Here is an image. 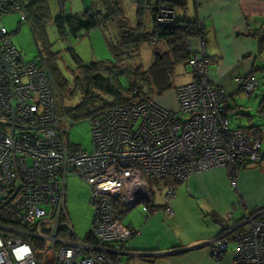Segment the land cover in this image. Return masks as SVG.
<instances>
[{
	"label": "built area",
	"instance_id": "1",
	"mask_svg": "<svg viewBox=\"0 0 264 264\" xmlns=\"http://www.w3.org/2000/svg\"><path fill=\"white\" fill-rule=\"evenodd\" d=\"M9 13L26 21L17 0H0V264H43L44 253H52L51 264H123L127 243L138 231L115 217V203L121 208L143 203L147 213L150 180L184 182L222 167L234 181L245 166L264 163L262 141L230 127L227 98L208 79L202 24L197 49L189 47L193 79L174 89L177 109L143 99L101 110L86 118L88 152L68 140L72 122L60 115L44 60L26 61L13 44L2 24ZM156 19L170 24L175 16L164 7ZM239 81L246 94L258 87L252 73ZM72 172L89 186L95 210L82 239L64 207ZM173 195L168 188L164 197ZM165 211L173 214L168 206ZM263 213H251L224 228L209 244L211 256L218 260L235 242L236 264H264Z\"/></svg>",
	"mask_w": 264,
	"mask_h": 264
},
{
	"label": "crops",
	"instance_id": "2",
	"mask_svg": "<svg viewBox=\"0 0 264 264\" xmlns=\"http://www.w3.org/2000/svg\"><path fill=\"white\" fill-rule=\"evenodd\" d=\"M80 1L86 6L85 0ZM181 2L184 3L181 7L186 10L187 0ZM189 2L191 9L183 16L187 20L189 17V20L198 21L204 28L205 53L210 60L208 79L222 88L227 98V116L233 114V110L240 112L238 114L246 117L249 124L237 127L244 129L253 139H260L264 146V123H255L252 115L247 114L250 113L248 107L238 104L235 99L243 93L239 79L250 73L257 81L259 75L264 76V0ZM191 41L190 48L195 51L196 44ZM192 79L190 71L181 84ZM261 96L257 114H262L259 104L264 92ZM156 102L172 111L177 109L174 91L171 97L166 95ZM253 165L239 170L234 181L225 168L216 167L173 184L174 195L169 199L164 197L168 188L163 189L160 195L153 193L148 203L150 216L145 215V220L139 223H126L138 233L128 241L129 254L122 256V260H126L125 264H137L131 262L137 259L149 264H236L235 249L230 244L218 260L211 256L209 244L224 228L241 220L234 218L236 212L231 213L236 203L244 206L242 199H249L248 207L254 210L264 207V163ZM166 206L172 209L173 214L165 211Z\"/></svg>",
	"mask_w": 264,
	"mask_h": 264
},
{
	"label": "trees",
	"instance_id": "3",
	"mask_svg": "<svg viewBox=\"0 0 264 264\" xmlns=\"http://www.w3.org/2000/svg\"><path fill=\"white\" fill-rule=\"evenodd\" d=\"M17 1L23 6L26 22L35 40L43 44L47 41L45 26L48 21L54 24L60 38H76L80 33H87L93 29H100L101 32L109 34V29H114L117 38L114 37L115 40L110 38L108 45L116 60L120 57L129 58L143 41L152 38L165 40L168 49L166 52H159L152 68L146 73H141L139 70L133 73V76L141 78L149 85L150 91H155L159 95L172 87L170 79L173 77L176 65L183 61L188 62L191 54L190 41L203 34L198 21L175 18V21L168 25L157 21L160 9L168 7L174 10L177 6H184L180 0H132L137 16L135 26L128 24L123 0H92L91 5L80 13L68 16L61 13L55 17L51 15L49 0H32L28 3L23 0ZM146 12H149L153 19L151 35L144 33L143 30L142 22ZM73 57L76 62V74L71 87L58 69L43 58L49 69L58 100L62 104V112L69 120L86 119L101 110L133 103L136 98L135 103L148 99L136 83L130 82L126 89L121 86L119 76L126 71L122 70L119 64L109 65L103 61L84 64L74 54ZM77 92L80 96L79 102L75 106L64 107L63 97L70 100ZM259 111L260 113L264 111V98L259 104ZM173 184H177V181L171 177L152 181L151 196L154 195L153 187L156 186V192L160 195L163 189L171 188ZM133 206L119 209L116 205V210H119V216H122ZM261 216L264 218V213Z\"/></svg>",
	"mask_w": 264,
	"mask_h": 264
},
{
	"label": "rangeland",
	"instance_id": "4",
	"mask_svg": "<svg viewBox=\"0 0 264 264\" xmlns=\"http://www.w3.org/2000/svg\"><path fill=\"white\" fill-rule=\"evenodd\" d=\"M25 3H28L32 0H23ZM124 8L126 11V18L128 24L135 26L137 23V16L135 13V5L132 0H123ZM182 1V0H180ZM186 10H183L181 6H177L174 11L176 17L179 19H185L183 15L187 12L188 9H191L190 2L187 0ZM92 3V0H85V5L79 0L78 2H73V0H50L49 7L52 17L58 16L64 13V16L74 15L76 12L84 11L85 7H89ZM89 5V6H87ZM190 14V13H189ZM190 18L188 17V20ZM143 30L144 33L151 35L153 30V19L149 12H146L143 17ZM2 24L10 33L11 40L13 44L20 50L24 59L26 61L35 60L37 58H45L47 61L51 62L59 71L61 76L66 80L69 87L72 86L74 75L76 74V62L73 57V54L77 56L82 63L89 64L94 61H103L109 65H120V68L125 72L119 76V82L121 86L126 89L129 87L130 82L136 83L137 86L141 89L145 97L151 100H158L164 98L166 95L171 97L176 85L182 83L189 76L191 71L190 66L185 63V61L176 65L174 74L171 81L172 87L169 88L162 95L157 94L155 91H150L149 85L145 81H142L141 78L133 76V73L136 70H139L141 73L148 72L152 66L155 64L156 54L155 52H166L168 49L167 43L165 40L157 39L154 43H151L149 40L141 42L135 52L129 57H120L118 60L114 58L112 52L109 50L110 38L114 39L116 33L114 29H109L108 32H101L100 29H93L87 33L82 32L76 38L74 37H65L60 38L58 35L54 24L51 21H48L45 26V32L47 41L45 44L36 41L29 24L26 21H20V15L18 13H9L2 17ZM115 37V38H114ZM195 42V48L198 47L197 38L192 39ZM191 41V43H192ZM114 43V41H112ZM210 66V65H209ZM259 86L258 89L253 92L250 97L246 93H242L240 96L235 97L238 104L243 103L254 118V122L264 123V114H257V104L261 99V95L264 92V76H258ZM80 96L78 92L70 99H65L63 97L64 107L75 106L79 102ZM137 100L134 99V102ZM60 115L63 117L62 104H60ZM240 110L238 107L237 111ZM240 113V112H238ZM233 110V114L228 115L229 125L232 127H237L238 125L246 126L249 124L246 117L241 116ZM246 113V112H245ZM257 116V118L255 117ZM72 126L68 132V140L71 144L78 145L84 151H90V127L86 119H80L71 121ZM62 126H64L62 124ZM254 166V165H253ZM149 185H152L151 180ZM153 187V192L157 190ZM243 197V196H242ZM91 191L87 183L81 179L75 172H72L67 177L65 185V212L69 219V222L74 230V233L77 238L82 239L91 227V222L94 216V207L90 203ZM243 205H235L234 210L231 213L236 212L234 218L242 219L243 217L251 214L254 210L253 207H248L249 199H244ZM116 205L121 208L118 203H115V217L126 226L127 221H132L139 223L144 221L146 216H150L149 213H143L142 208L143 203H138L130 208L124 215L119 216V210H116ZM263 206V205H262ZM264 207H261L256 210H263ZM146 215V216H145ZM230 246L234 247L236 250V243L231 242ZM45 251V250H43ZM42 253V251H41ZM52 253H44L43 255V264H51L52 262ZM123 264L126 263V260L123 259ZM131 262L137 264H149L142 263L138 259L132 260Z\"/></svg>",
	"mask_w": 264,
	"mask_h": 264
},
{
	"label": "water",
	"instance_id": "5",
	"mask_svg": "<svg viewBox=\"0 0 264 264\" xmlns=\"http://www.w3.org/2000/svg\"><path fill=\"white\" fill-rule=\"evenodd\" d=\"M167 25H168V24H167ZM155 54H156V55H158V54H159V52H158V51H156V52H155ZM135 203L137 204L138 202H135Z\"/></svg>",
	"mask_w": 264,
	"mask_h": 264
},
{
	"label": "clouds",
	"instance_id": "6",
	"mask_svg": "<svg viewBox=\"0 0 264 264\" xmlns=\"http://www.w3.org/2000/svg\"><path fill=\"white\" fill-rule=\"evenodd\" d=\"M174 10H172V12H173ZM173 14H174V12H173ZM156 41V40H155Z\"/></svg>",
	"mask_w": 264,
	"mask_h": 264
}]
</instances>
